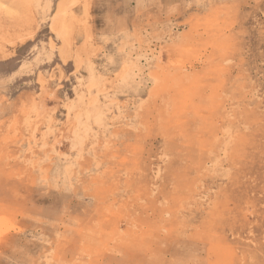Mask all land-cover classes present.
Listing matches in <instances>:
<instances>
[{
  "label": "rangeland",
  "instance_id": "rangeland-1",
  "mask_svg": "<svg viewBox=\"0 0 264 264\" xmlns=\"http://www.w3.org/2000/svg\"><path fill=\"white\" fill-rule=\"evenodd\" d=\"M0 264H264V0H0Z\"/></svg>",
  "mask_w": 264,
  "mask_h": 264
}]
</instances>
